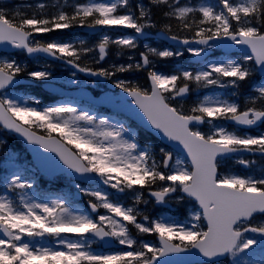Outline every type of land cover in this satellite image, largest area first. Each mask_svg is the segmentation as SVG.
Here are the masks:
<instances>
[{"label":"snow or ice","instance_id":"snow-or-ice-1","mask_svg":"<svg viewBox=\"0 0 264 264\" xmlns=\"http://www.w3.org/2000/svg\"><path fill=\"white\" fill-rule=\"evenodd\" d=\"M52 6L55 12L46 11L48 5L44 2L37 3L34 10L28 5V11H21L16 5L4 7L0 0V46L30 57L43 54L82 73L106 79L117 73L146 70L147 86L131 80L113 82L132 97L143 113L141 119L181 147L190 163L163 147L157 156L149 144L140 143L137 133L125 122L113 123L107 116L98 118L72 103L42 106L37 96L15 95L13 90L21 85L22 76L46 82V86L55 76L47 64L42 69L28 70L25 63L5 52H0V125L29 144L56 153L80 179L95 182L99 177L103 185L118 194L131 190L136 204L141 202V190H147L157 204L187 197L194 209L189 223L165 216L152 219L135 205L113 199L102 188L87 189L80 184L75 186L90 198L91 212L72 205L64 196L40 199L31 191L35 182L26 176L30 170L17 163L15 152H9L6 162L12 171L5 177V194L0 195V264H167L162 257L181 253L206 258L203 264H223L221 258L228 256L232 257L231 264H264V164L259 171L243 174L220 171L232 154L264 156V131L252 135L217 123L244 127L264 124V83L255 89L258 95L243 106L216 95H205L188 108L183 103L193 85L238 90L254 73L264 74V0H218V5L199 6L181 0H149L148 5L137 2L134 6L132 0H92L71 5V11ZM152 8L167 21L158 34L188 47L161 50L145 45L139 62L93 68L84 60L95 48L85 47V42L36 39L37 35L76 26L121 27L145 35L146 29L156 27ZM218 40L246 46L250 53L242 61L229 57L209 60L206 49L221 47L213 43ZM110 44L121 51L138 47L135 36L111 40L105 35L96 46L98 58H93L94 63L105 59ZM185 52L197 58L196 63L201 65L198 70L183 66L170 73L157 70L153 58H178ZM106 102L119 107L123 98L107 97ZM130 113L137 115L134 109ZM203 124L210 126L207 132L199 127ZM236 163L249 170L257 164L243 158ZM176 193L182 195L173 197ZM101 208L106 214L92 215ZM132 228L140 234L155 235L157 242L140 241L137 247ZM65 234L79 238L65 239ZM45 237L55 238L58 246L33 243ZM96 241H115L129 250L105 254L94 250ZM256 247L261 248L259 257L254 255Z\"/></svg>","mask_w":264,"mask_h":264},{"label":"rangeland","instance_id":"rangeland-1","mask_svg":"<svg viewBox=\"0 0 264 264\" xmlns=\"http://www.w3.org/2000/svg\"><path fill=\"white\" fill-rule=\"evenodd\" d=\"M12 1H14V2H12ZM39 2H44L47 5H49V4L51 5L52 4V2H46L44 0H2V4H3L4 7L11 8L13 5H16V6H19L20 7V10L21 11H23V10L28 11L29 10L27 8L28 5H31L32 8H33V10H34L36 4L39 3ZM86 2H92V0H88ZM103 2H107V1L105 0ZM68 3L70 5H73L75 3H80V2H79V0H69ZM200 4H206V3H204V2H192V3H190V5H194V6H199ZM208 4L218 5V0H213L212 3H208ZM103 37H104V35H102V36L100 35L97 38L98 44L102 41ZM115 39H118V38H112L111 40H115ZM95 45L96 44H93L91 47L94 48ZM107 51H108V55L105 57V59L103 61H101L103 63V65H106L107 64V66H112V65H117L118 66L120 64H125L126 65L128 63H136V62L139 61V60H137V61L135 60V56L133 55L134 50H128L127 52H125L124 50L121 51L117 46L110 44V48L108 47ZM91 57L98 58V48L97 47L95 48V51L93 53H91ZM129 57H131L132 59H129ZM123 58H125V59L122 60ZM218 58H220V57H218ZM188 59H189V56H188ZM215 59H217V58H213L211 60H215ZM231 59H235L237 61H242L243 60V57L242 58H236L235 57V58H231ZM35 64L38 65V66H44L45 64L49 65L48 63H46V61H44L42 59L35 60ZM251 66H252L251 63H249V67H251ZM195 70H198V69H195ZM132 72L135 73V72H139V71L137 70V71H132ZM53 74H54V76H58L57 78H60V79H62V77H63V75H61L60 73H53ZM140 76H141V74H139L138 77H133L134 78V81H137L140 78ZM72 78H75V77H72ZM114 78L121 79V74L120 73H117L116 77H114ZM254 81L255 80H251V81H249V83H253ZM256 81H257V79H256ZM255 83H254L255 87H258V86L261 85V84H255ZM197 90L200 91V90H202V88H198ZM205 95H216V96H220L219 94H208L207 93V94L202 95L201 97H198V96L194 97L191 101L190 100L188 101V104L185 102V100L183 101V103L186 104L188 107H190L191 106L190 105L191 103L194 104L199 99L203 98ZM64 103H66V102L59 103V104H64ZM74 105H76V104H74ZM76 106H78V105H76ZM78 107L81 108L80 106H78ZM82 109H84V108H82ZM85 110H87V109H85ZM91 113L92 114H95L98 118H103V117L106 116V115L100 114V113H94V112H91ZM111 122L115 123V121H112V120H111ZM209 127L205 130V132H207L209 130ZM228 172H235V171L233 170L232 167H230V169L228 170ZM90 189H92V188H90ZM129 193L131 194V197L135 198V196H134V194H133V192L131 190H129ZM2 194H5V193L1 192L0 195H2ZM30 194H31V192H30ZM179 195H182V194L176 193V194H173V197L179 196ZM147 197H148L149 205L151 204L155 209L157 208V206L164 207V206H169V205H171V206H175L176 205V206L184 207L187 211H189V215L192 212L190 210L191 205L188 204V203H186V200L185 199L183 201H177L175 198H173V199H170L169 202L166 203V204H157L155 200H154L153 203H151V201L149 199V196H147ZM155 212H157V210H155ZM103 214H106V212L103 213ZM147 215H149V217L152 218V219L158 218L160 216L172 217L168 213L159 214L157 217L155 216L156 214H153V215L147 214ZM179 222H181V221H179ZM25 239L26 240H31L32 238L25 237ZM40 241H44V242H40ZM36 242L43 243L46 246H50L46 242L45 238H36Z\"/></svg>","mask_w":264,"mask_h":264},{"label":"trees","instance_id":"trees-1","mask_svg":"<svg viewBox=\"0 0 264 264\" xmlns=\"http://www.w3.org/2000/svg\"><path fill=\"white\" fill-rule=\"evenodd\" d=\"M155 11V15H157L156 17V22L160 27H163L164 23H166L167 21L161 16L160 12L154 8ZM173 24H175V21L172 22ZM181 34H189V33H181Z\"/></svg>","mask_w":264,"mask_h":264},{"label":"water","instance_id":"water-1","mask_svg":"<svg viewBox=\"0 0 264 264\" xmlns=\"http://www.w3.org/2000/svg\"><path fill=\"white\" fill-rule=\"evenodd\" d=\"M218 41H222L223 42V40H218ZM225 43H226V41H224Z\"/></svg>","mask_w":264,"mask_h":264}]
</instances>
